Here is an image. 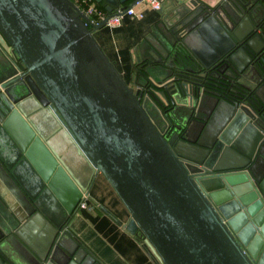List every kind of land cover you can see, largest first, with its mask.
Masks as SVG:
<instances>
[{
	"label": "water",
	"instance_id": "1",
	"mask_svg": "<svg viewBox=\"0 0 264 264\" xmlns=\"http://www.w3.org/2000/svg\"><path fill=\"white\" fill-rule=\"evenodd\" d=\"M95 1L0 0V264H99L67 229L99 173L160 264H264L260 0H176L132 86L93 33L136 0Z\"/></svg>",
	"mask_w": 264,
	"mask_h": 264
},
{
	"label": "crops",
	"instance_id": "2",
	"mask_svg": "<svg viewBox=\"0 0 264 264\" xmlns=\"http://www.w3.org/2000/svg\"><path fill=\"white\" fill-rule=\"evenodd\" d=\"M199 1L214 7L222 0ZM175 4L176 1L164 2L158 11L143 4L135 7L143 13L141 17L125 15L120 25L94 31L98 44L128 85L132 86L136 78L144 82L137 72L141 57L150 52L148 46L156 40L152 32L158 33ZM151 74L156 83L165 78L166 72L155 68ZM85 202L86 207L78 210L67 229L99 264H160L144 243L125 229L130 214L101 173L93 180Z\"/></svg>",
	"mask_w": 264,
	"mask_h": 264
},
{
	"label": "built area",
	"instance_id": "3",
	"mask_svg": "<svg viewBox=\"0 0 264 264\" xmlns=\"http://www.w3.org/2000/svg\"><path fill=\"white\" fill-rule=\"evenodd\" d=\"M164 1L165 0H136L135 4L130 8L122 9L119 7L115 10L116 14L107 20L106 26L116 27L120 25L121 20L125 15L141 17L143 13L135 10V7H140L143 4H146L149 8L158 11L162 8ZM78 5L88 18V22H86L88 26H90V24H98L106 16V11L97 8L91 0H80ZM85 200L86 197H84V199L80 202L79 209H84L86 207Z\"/></svg>",
	"mask_w": 264,
	"mask_h": 264
},
{
	"label": "flooded vegetation",
	"instance_id": "4",
	"mask_svg": "<svg viewBox=\"0 0 264 264\" xmlns=\"http://www.w3.org/2000/svg\"><path fill=\"white\" fill-rule=\"evenodd\" d=\"M251 1L252 3H254L253 5L256 4L255 2H253L254 0ZM259 4L261 10L264 12V0H260ZM262 11H260L257 7L253 8L251 10V17L256 23H259L260 28L258 29V31L262 33V36L264 37V30L262 29L264 28V13H262Z\"/></svg>",
	"mask_w": 264,
	"mask_h": 264
},
{
	"label": "trees",
	"instance_id": "5",
	"mask_svg": "<svg viewBox=\"0 0 264 264\" xmlns=\"http://www.w3.org/2000/svg\"><path fill=\"white\" fill-rule=\"evenodd\" d=\"M173 1H176V0H165L164 2H173ZM92 3H94L96 5L97 8L101 9V10H105V4L103 2H97L95 0H91ZM131 0H128L126 3H130ZM140 66V65H139ZM139 72V75L141 74V67L139 68V70L137 71ZM138 74V73H137Z\"/></svg>",
	"mask_w": 264,
	"mask_h": 264
}]
</instances>
